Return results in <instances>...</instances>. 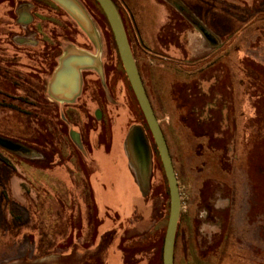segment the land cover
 Here are the masks:
<instances>
[{
	"label": "rangeland",
	"instance_id": "rangeland-1",
	"mask_svg": "<svg viewBox=\"0 0 264 264\" xmlns=\"http://www.w3.org/2000/svg\"><path fill=\"white\" fill-rule=\"evenodd\" d=\"M79 1L92 34L53 0H20L46 39L62 37V55L84 50L103 65L65 102L48 98L53 37L16 42L14 0H0V264H163L162 160L103 9ZM114 1L179 180L175 264H264V0ZM137 127L151 151L144 178Z\"/></svg>",
	"mask_w": 264,
	"mask_h": 264
},
{
	"label": "water",
	"instance_id": "water-1",
	"mask_svg": "<svg viewBox=\"0 0 264 264\" xmlns=\"http://www.w3.org/2000/svg\"><path fill=\"white\" fill-rule=\"evenodd\" d=\"M53 1L67 10L88 33L92 34L94 32L95 27L93 20L79 0ZM97 1L103 9L111 26L126 74L153 135L162 160L170 193V214L163 245V264H175V247L182 198L171 150L144 84L119 9L114 0ZM26 16L27 20H24V22L27 23L31 21L32 16L28 13ZM86 68H95L100 76L103 77V65L99 60L98 55L79 49L65 52L61 57L60 64L50 82L49 90L51 94L61 101L70 102L75 100L82 88V70ZM97 116L101 118V112L99 110ZM71 137L76 144L79 146L81 145L80 134L77 131L72 130ZM0 144L4 146L6 144V141L3 140L2 137H0ZM131 144L132 150L136 156L137 151H135L136 149H134V146H137V144H134V141H132ZM141 164V160H139L138 165ZM143 176H145V173Z\"/></svg>",
	"mask_w": 264,
	"mask_h": 264
},
{
	"label": "flooded vegetation",
	"instance_id": "flooded-vegetation-1",
	"mask_svg": "<svg viewBox=\"0 0 264 264\" xmlns=\"http://www.w3.org/2000/svg\"><path fill=\"white\" fill-rule=\"evenodd\" d=\"M38 4V3H37ZM29 5H31V3H29V2H21L20 3V0H18V1H14V2H12V10L14 9V8H16V12H17V18H16V21H17V24L19 25V27H20V33L21 34H19L18 36H17V38L15 39V41L16 42H18V43H20V44H24V43H31V44H38L39 42H41V43H46V40H48V42H49V39H50V37H53V45H51V43H49V45L47 46V48L48 49H44L42 52H44V54L46 55V57L47 58H49L50 60H49V63H50V65L51 66H49V67H51L50 68V70H49V76L51 75L52 76V78H51V80L53 79V77H54V74H55V72H56V70H57V68H58V66H59V64H60V62H59V60H60V57H62L63 55H62V53H63V51H64V49H66V47H64V45H56V44H54V41H55V39H57V38H62V37H60L59 35H56L55 36V34H54V32H49V34H48V37H49V39H46V36H45V32H43L42 31V29H40V26L39 25H36V26H33L32 24H33V22H34V17H35V14H34V12L29 8ZM33 6V5H32ZM12 10H11V12H12ZM91 11H93V9L91 8ZM27 13L29 14V15H31L32 16V19H31V21H29V22H24V20H27ZM188 18V20L194 25V26H196V28L205 36V33L203 32V30H201V29H204V28H206V30H205V32H206V36H209V33H210V30L207 28V26L206 25H204L203 23V26L199 23V20L198 19H189V17H187ZM123 19V18H122ZM124 21V20H123ZM200 24L201 25V27H199L197 24ZM125 24V23H124ZM21 27H22V31H21ZM205 36V37H206ZM56 37V38H55ZM209 39H211V37H208ZM207 38V39H208ZM63 40L66 42V41H69V39H66L65 37H63ZM38 51H39V49H37ZM48 50V51H47ZM47 52V53H46ZM65 54V53H64ZM51 61V62H50ZM57 63H59L58 65H57ZM45 66V65H44ZM96 69L95 68H86V69H83L82 70V86H83V79L84 78H86L85 77V75H84V71H91V73H94L93 71H95ZM97 71V70H96ZM98 72V71H97ZM51 80H50V82H51ZM50 82H49V85H50ZM85 85V84H84ZM49 88V87H48ZM84 88V87H83ZM83 88H81V91H80V93H79V95L75 98V99H77L80 95H82L84 92V89ZM48 92H49V95H48V98H50V99H53V100H56V101H61V100H59V99H57V98H55L52 94H51V92H50V90L48 89ZM88 97H87V99H95V96H94V94H93V91H92V93H88V95H87ZM74 101V100H73ZM65 102H68V101H65ZM70 102H72V101H70ZM98 110L99 109H97L96 111H95V114H96V116H97V114H98ZM100 111V110H99ZM72 112H75L74 110L72 111ZM101 112V111H100ZM73 114V113H72ZM63 117V119L66 121V124L67 125H70V122H72V119H73V115H71V116H69V117H66L65 116V118H64V115L62 116ZM136 132V134H134L133 135V137L131 136V139H133V141L135 140V142H136V144H137V149H136V151H137V153H138V163H139V160H141V163H143V162H145L146 163V161L145 160H147V158H148V156H149V154H148V150L147 149H149V144H147L146 143V139H145V137H143V134H142V132H141V130H140V128L139 127H137V128H135V131L133 132V133H135ZM0 137H2L3 138V136H0ZM131 142H132V140H131ZM78 147H79V145H77ZM0 147H2V148H4V149H6V150H8L7 148H6V146H4V145H2V144H0ZM148 147V148H147ZM149 152H151L150 151V149H149ZM133 160L136 162V159H135V157L133 156ZM137 168H138V172H139V174H140V176H141V178H144L143 177V175H144V172H143V167H142V165H139V167H138V165H137ZM146 174V173H145ZM179 181V180H178Z\"/></svg>",
	"mask_w": 264,
	"mask_h": 264
},
{
	"label": "trees",
	"instance_id": "trees-1",
	"mask_svg": "<svg viewBox=\"0 0 264 264\" xmlns=\"http://www.w3.org/2000/svg\"><path fill=\"white\" fill-rule=\"evenodd\" d=\"M95 2L98 4V6L100 7V4L98 3V1L97 0H95ZM115 2V1H114ZM115 4H116V2H115ZM117 5V4H116ZM118 7V6H117ZM100 9L102 10V8L100 7ZM120 12V11H119ZM113 40H114V44H115V47H116V41H115V38H114V36H113ZM117 48V47H116ZM117 51H118V49H117ZM118 55H119V52H118ZM139 70H140V68H139ZM140 73H141V70H140ZM142 75V74H141ZM142 78H143V76H142ZM143 81H144V79H143ZM144 84H145V81H144ZM131 88H132V86H131Z\"/></svg>",
	"mask_w": 264,
	"mask_h": 264
},
{
	"label": "crops",
	"instance_id": "crops-1",
	"mask_svg": "<svg viewBox=\"0 0 264 264\" xmlns=\"http://www.w3.org/2000/svg\"><path fill=\"white\" fill-rule=\"evenodd\" d=\"M3 1V0H2ZM15 1V0H14ZM18 1V0H17ZM9 4V3H8ZM9 7H10V10H11V8H12V3L11 4H9ZM10 10H9V12H10Z\"/></svg>",
	"mask_w": 264,
	"mask_h": 264
}]
</instances>
